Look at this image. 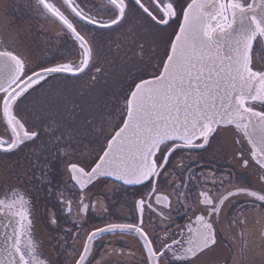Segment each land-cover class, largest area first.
Returning <instances> with one entry per match:
<instances>
[{"label": "snow or ice", "instance_id": "snow-or-ice-1", "mask_svg": "<svg viewBox=\"0 0 264 264\" xmlns=\"http://www.w3.org/2000/svg\"><path fill=\"white\" fill-rule=\"evenodd\" d=\"M97 7L35 0L38 16L58 22L52 39L67 49L35 64L14 38L0 37V154L30 149L26 166L0 179V264H216L210 254L222 245V264H232L237 236L240 256L248 250L247 214L264 218V0H106L103 12ZM134 11L139 23L125 35L136 63L117 87L100 91L109 73L98 36L121 29ZM60 77L65 89L83 82L95 94L78 103L57 91L41 112H30L33 93ZM214 143L231 149L227 168L215 156L205 160ZM13 173L15 185L7 178ZM21 183L55 201L43 217L50 254L35 234V198ZM109 186L122 197L111 206L127 208L120 222L110 219ZM97 207L107 222L87 227ZM222 225L234 230L231 238ZM106 234L137 243H104Z\"/></svg>", "mask_w": 264, "mask_h": 264}, {"label": "flooded vegetation", "instance_id": "flooded-vegetation-1", "mask_svg": "<svg viewBox=\"0 0 264 264\" xmlns=\"http://www.w3.org/2000/svg\"><path fill=\"white\" fill-rule=\"evenodd\" d=\"M3 1L4 3H2V6H4L5 8L2 10V12H0V24H2L3 22L1 20L4 19V21H6L8 24L6 26L12 27V29L14 28L18 29L19 36L18 35L16 36V40H15L16 46L19 49V51L23 50V52H25V56L29 58L30 63L35 64L53 55L59 56L62 53L63 54L67 53L66 48L59 45L57 41L52 39V37H55L56 32L59 30L60 26L58 22L54 23L51 22L50 20L38 16L37 12L35 11V0H3ZM56 2H59V0H56ZM92 2L98 6L96 11L103 12V5L105 4L106 0H92ZM104 18L106 19L107 16H104ZM145 36L147 42H150L151 37L147 35ZM53 45H56V47H58L60 50L56 51ZM20 52L22 53V51ZM34 97L35 95L30 97V103L27 104V107L32 113H36V111L39 108H41L40 102L39 103L33 102ZM3 132L4 129L0 127V135H2ZM37 143L39 144L40 142ZM85 143H87V141H85ZM229 143H230V139H229ZM32 147L35 148L36 146H32ZM218 149H219V144L214 143L212 148H210L207 152L203 153L205 160L212 161L213 157L215 156L216 160L214 161V163L227 168L229 166V161H231V149L229 148L227 153H225L224 151H218ZM29 151L30 149H25L24 153L9 154L7 156L0 154V178L1 179L5 178L2 174L8 172L10 169L15 170L17 168V164L21 166V169L25 167L26 164H25L24 156ZM222 155H224V157H222ZM232 163H234V161H232ZM11 177L13 178V180L11 179ZM9 179H11L9 183L17 182L14 173L9 176ZM56 179H60V177H56ZM21 187L28 190L35 198L34 200L35 213L37 214L41 226H43V231H45L43 234L46 235L48 238L50 228L45 223L43 217L46 208L50 209L51 203H54L55 201L52 200V198L48 197L44 191H41L39 194H37L35 188L38 187V185L33 186V185L21 183ZM0 188H1L0 191H4L5 186L3 184H0ZM107 196L109 200L105 202L109 203V207L111 208V212L113 213L110 219L113 220L114 222H120L118 221L117 218L120 217L121 215L127 214V208L124 207L121 203H116L115 206L112 207L110 201L113 199L119 201L122 199V197L114 196V193L111 190L110 186L107 191ZM250 214L251 213H248L247 216L249 217ZM90 217H91L90 223L89 225H87V227H94V226L103 227L104 224L107 222L105 213L99 207H97L95 211L90 212ZM253 220H254L253 224L258 225V228H260V232L261 233L264 232V226L261 225L262 222H264V218H261L258 215L256 218H253ZM179 222L184 223V220L181 219ZM222 227L224 228L225 235L231 238L234 234V230H230L227 227V225H222ZM251 231L252 230L250 229V227L247 228V232H248L247 239L249 242V246L244 257H241L239 254V237L237 236V253H236V258L232 262V264H264V260H262L261 262V255L259 254V249L256 247L258 242L261 241L262 237L261 239L253 242L252 238L254 236ZM129 238H132V240L130 241ZM121 239L127 242V246L129 248L134 247L137 243L135 237L126 236L121 238L119 236H113L110 234L105 235L103 242L107 243L110 240L117 241ZM69 252H71V249H69ZM227 254H228L227 249L222 245L221 248L217 249L215 253L210 254V256L215 257L216 264H222L223 257L226 256ZM66 264H72L71 258H69L66 261Z\"/></svg>", "mask_w": 264, "mask_h": 264}, {"label": "rangeland", "instance_id": "rangeland-1", "mask_svg": "<svg viewBox=\"0 0 264 264\" xmlns=\"http://www.w3.org/2000/svg\"><path fill=\"white\" fill-rule=\"evenodd\" d=\"M2 3H4V1L3 0H0V12H2V10L5 8L4 6H2ZM2 8V9H1ZM1 21H3L2 22V24H0V28L2 29V30H5L7 33L4 35H2V36H4L6 39H8V38H14L15 40H16V36L18 35V33H19V31H18V29H12V27H9V26H6V25H8L7 24V22L6 21H4V19H2ZM129 21L131 22V23H133L134 24V26L136 27L137 26V24L139 23V21H138V19H137V15H136V13L135 12H133V14H131L130 15V17H129ZM128 21V22H129ZM127 22V23H128ZM126 23V24H127ZM125 24V25H126ZM2 25V26H1ZM124 25V26H125ZM123 26V27H124ZM137 30H139V31H141L142 32V29H137ZM3 32V31H2ZM19 36V35H18ZM19 40V39H18ZM18 49V48H17ZM20 51H22V53L25 55V52H23V50H20ZM114 51V53H113V55L110 57L111 59L112 58H114L115 59V63H118V60H120V54H121V51L119 50V51H116V50H113ZM104 53V52H103ZM103 53H102V55H103ZM101 55V54H100ZM101 55V56H102ZM134 63V61L131 63V64H133ZM102 64L104 65V62H102ZM131 64H129V65H127V64H123V66L121 65L120 67H117L116 65H112V76H111V78H109V79H111L110 81L111 82H113V85L115 86V87H117V85H115V79L116 78H118L120 75H122L123 74V69L127 66V67H131ZM117 68H119V73H118V70H117ZM82 83L83 82H77V84H76V87L75 88H72V90H70V92H66V90H65V88H61V86L62 85H64V78H60V79H58L57 81H55V82H53L51 85H45L44 86V89L46 90L45 92H42V95H44V97H46V99L47 98H49L50 97V99H52V98H55V96H56V92L57 91H63L64 92V95H66V96H70V98L71 99H74V100H76L78 103H84L85 101H90L91 99H92V97H93V95L95 94V93H92V94H89L86 90H84V88L82 87ZM48 86V87H47ZM97 89H99L100 91H107L108 89H105L106 88V86H104L103 85V81H102V83H101V81L97 84ZM108 87H110V85H108ZM43 89V88H42ZM40 90V89H39ZM80 90H82V91H84V93H86V96H85V98H83L82 100H79L77 97H75L73 94H72V92H79ZM38 92V91H37ZM37 92H35L34 94H37ZM33 94V95H34ZM40 102V106L43 104V102L40 100L39 101ZM47 102H49V100H47ZM70 106V105H69ZM229 142V141H228ZM222 157H224V155H222ZM8 179H9V177H7ZM1 179V178H0ZM11 179L13 180V178L11 177ZM11 179H9V181L11 180ZM17 183V182H16ZM16 183H13V182H11V184H13V185H15ZM0 190H1V188H0ZM35 215H36V217H37V214L35 213ZM258 215L257 214H255V213H251L250 215H249V217L247 216V228H249L250 227V229L252 230L251 232L253 233V238H252V240H253V242L254 241H256V240H259V239H261V232H260V228H258V225H256V224H253V222H254V220H253V218H256ZM250 220H251V222H250ZM249 224H250V226H249ZM261 225H263L264 226V222H262V224ZM261 227V226H260ZM45 231H43V226H41V224H40V221L38 220V217H37V219H36V222H35V234H36V236H37V238L38 239H40V240H43L45 243H44V251H45V253L46 254H50V252H49V246H48V244H47V236L46 235H44L43 233H44ZM129 240L131 241L132 240V238H129ZM258 243H260V241L258 242ZM262 260H264V256H261V262H262Z\"/></svg>", "mask_w": 264, "mask_h": 264}, {"label": "trees", "instance_id": "trees-1", "mask_svg": "<svg viewBox=\"0 0 264 264\" xmlns=\"http://www.w3.org/2000/svg\"><path fill=\"white\" fill-rule=\"evenodd\" d=\"M130 28H136V27L134 26L133 23H131L129 21L124 27H122L121 29H118L115 32H107V33H104V34L98 36L100 54L102 55V53L104 52L102 56L100 55L101 62H104L103 66L107 69V71L109 73L107 81L101 80V83L103 81V85L106 86L105 89L110 90L112 88H115V86L113 85V82H111L110 81L111 79H109V78H111L112 73H113L112 68H111L112 65H116L117 67H120L121 65L123 66V64L129 65L133 61H134V63H136L135 56H134V53L136 50L132 49L131 51H129L130 45L128 42V37L125 35ZM144 42L146 44L148 43L146 36L144 37ZM113 50H116V51L120 50L121 51V54L119 57L120 60H118V63L114 62L115 61L114 58H112V59L110 58L114 53ZM126 53H127V55H126ZM117 70L119 73V71H120L119 68H117ZM108 85H110V87H108ZM61 88H65L64 85H62ZM45 89L44 88L40 89V90H38L37 94H34L35 95V97L33 99L34 103H39L40 100L43 102V104L48 103L47 100H50V97L46 99V97H44V95H42V92L46 91ZM65 90H66V92H70V90H72V88L65 89ZM80 91H82V90H80ZM77 93L78 92H72V94L75 97H77L79 100H82ZM85 96H86V93H84V98H85ZM41 111H42V107L39 108L36 111V113H39ZM32 118L35 119L36 117L33 116Z\"/></svg>", "mask_w": 264, "mask_h": 264}, {"label": "water", "instance_id": "water-1", "mask_svg": "<svg viewBox=\"0 0 264 264\" xmlns=\"http://www.w3.org/2000/svg\"><path fill=\"white\" fill-rule=\"evenodd\" d=\"M2 26V25H1ZM3 31V32H2ZM7 32L5 31V30H2L1 28H0V37H3V38H5L4 36H2L3 34L5 35ZM6 39V38H5ZM18 51H19V49H18ZM3 195V191H0V196H2ZM37 237V236H36Z\"/></svg>", "mask_w": 264, "mask_h": 264}]
</instances>
